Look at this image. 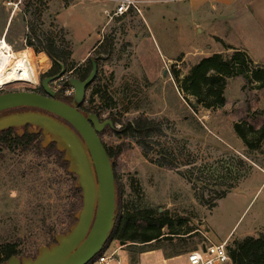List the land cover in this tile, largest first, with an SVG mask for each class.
<instances>
[{
	"label": "rangeland",
	"instance_id": "rangeland-1",
	"mask_svg": "<svg viewBox=\"0 0 264 264\" xmlns=\"http://www.w3.org/2000/svg\"><path fill=\"white\" fill-rule=\"evenodd\" d=\"M135 2L138 10L112 18L114 0H0V38L16 53L12 69L24 76L0 92L40 89L54 65L45 48L67 70L53 89L93 59L98 71L83 108L115 120L101 139L111 152L121 149L113 159L117 205L120 196L123 211L150 209L172 221L162 230L169 236L146 248L112 239L107 249L120 264H138L144 249L167 255L209 243L207 237L234 235L228 244L235 248L236 240L264 232V0ZM236 50L252 63L245 75L227 79L223 106L208 108L184 91L202 59ZM102 93L110 99L103 102ZM136 119L152 123L147 138L117 132ZM57 163L34 146L0 144V257L8 244L20 258L34 257L50 242L51 227L67 228L70 181Z\"/></svg>",
	"mask_w": 264,
	"mask_h": 264
},
{
	"label": "water",
	"instance_id": "water-1",
	"mask_svg": "<svg viewBox=\"0 0 264 264\" xmlns=\"http://www.w3.org/2000/svg\"><path fill=\"white\" fill-rule=\"evenodd\" d=\"M97 71L93 61L92 71L84 81L74 77L63 84V88L75 90L72 104L58 99L50 86L64 76V68L43 79L45 95L33 91L0 94V132L29 125L30 133L43 135L44 147L54 143L64 153L68 171L77 176L75 185L81 189L82 197L75 222L66 232L58 233L54 243L40 246L34 257L11 256L5 264H88L111 237L118 215L116 178L114 161L100 133L107 126L114 129L115 123L110 119L100 121L98 114H85L79 109ZM18 108L25 110L2 114Z\"/></svg>",
	"mask_w": 264,
	"mask_h": 264
},
{
	"label": "trees",
	"instance_id": "trees-1",
	"mask_svg": "<svg viewBox=\"0 0 264 264\" xmlns=\"http://www.w3.org/2000/svg\"><path fill=\"white\" fill-rule=\"evenodd\" d=\"M45 52L52 58L59 60V57L54 55L53 51L45 48ZM248 63H252V60L248 55L240 50H236L234 54L227 58L223 53H216L212 56L202 59L197 63L191 71L190 76L186 79L185 85L183 86L184 91L194 95L197 98L198 103H204L206 107L223 106L225 104L224 91L227 86V79L245 75L248 70ZM91 69V65L88 64V68L81 69L78 72L82 77H86ZM100 92L99 90H94V93ZM101 99L103 102L110 99L107 93L101 94ZM209 99V102L206 100ZM192 108L195 110V104H192ZM87 111H95L92 108H87ZM98 115L99 112L95 111ZM113 121H115L113 119ZM236 131L240 136L246 138L244 132L241 129L240 124L235 125ZM152 130L151 122H144L142 120L136 119L128 121L123 124L121 129L117 132L120 134H135L140 133L141 136L147 138ZM260 136L263 138L264 129L260 130ZM43 135L41 133H29L26 132L24 135L20 136L14 134L13 129H7L0 132V144H9L10 147L15 146L24 147L29 149L32 146L36 148L39 152L48 153L56 156L58 166L63 170L64 175L68 177L70 181L69 192L65 191L67 194L65 202V207L67 208L68 226L64 230H58L55 227L49 229L51 234V240L45 245H49L55 242V236L58 233L66 232L69 227L75 222V214L81 209V189L77 188L75 181L77 176L68 171L69 163L64 161V153L59 151L54 143L50 144L48 147H44L41 144V139ZM36 142V143H34ZM35 145H32V144ZM252 147V145L250 144ZM120 147L116 151L111 152L108 150L109 155L112 159H116V156L120 153ZM171 168L172 166L169 165ZM61 184H64L61 181ZM226 194H222L217 197L218 200L225 197ZM69 200L67 201V199ZM120 198V197H119ZM216 199V200H217ZM121 202L118 206V215L114 229L111 233V237L102 249V251L88 264H93L107 249L109 243L112 239H118L120 241H129L131 245L144 246L146 248L150 246L155 241L161 240V235L163 234L162 228L169 225L172 227V221L164 214L159 212H154L150 209H138L136 212L122 210ZM215 204L210 205L212 208ZM192 231V230H191ZM191 231L189 233H191ZM160 238V239H159ZM155 240L154 242H152ZM152 242V243H151ZM44 244H41L42 246ZM161 248V247H154ZM151 248V249H154ZM197 249L196 246L188 247L185 246L181 250H175L167 255L173 257L178 256L183 253ZM150 249H144L141 252ZM228 254L231 258V264H264V232L260 233L258 237L248 236L243 240L235 241V248H231L228 244L227 246ZM5 256L0 257V264H3L11 256H20V251L12 244L6 245Z\"/></svg>",
	"mask_w": 264,
	"mask_h": 264
},
{
	"label": "built area",
	"instance_id": "built-area-1",
	"mask_svg": "<svg viewBox=\"0 0 264 264\" xmlns=\"http://www.w3.org/2000/svg\"><path fill=\"white\" fill-rule=\"evenodd\" d=\"M119 3L117 9L112 14V18L115 16H122L126 14L131 8L138 10L135 0H114ZM5 36L3 40H5ZM204 243L198 249L189 251L187 253V264H231V258L228 254L227 246L228 241L222 243ZM203 246L206 250L203 251ZM116 251H109L106 249L103 254L93 264H108L109 262L118 259Z\"/></svg>",
	"mask_w": 264,
	"mask_h": 264
},
{
	"label": "flooded vegetation",
	"instance_id": "flooded-vegetation-1",
	"mask_svg": "<svg viewBox=\"0 0 264 264\" xmlns=\"http://www.w3.org/2000/svg\"><path fill=\"white\" fill-rule=\"evenodd\" d=\"M93 59H90V62H89V65H91V69H90V71H89V73H88V75L86 76V77H82V75L78 72L79 70H83V69H85V68H88V65L87 66H85V67H82L81 69L79 68L78 69V67H75V69H78L77 70V72L75 73V75H74V77L75 78H78V79H80V80H82V81H84L88 76H89V74L91 73V71H92V68H93ZM65 69V74L67 73V70H66V66L62 63V62H60L59 60H57V59H55L54 60V65H53V67H52V69H51V71L50 72H48L46 75H44V77H43V79L44 78H46V77H52V76H55L56 74H58V73H60L61 71H62V69ZM64 74V75H65ZM74 77H67L66 79H62V82H61V85H59L58 86V88H54L55 89V91L57 92V98L58 99H60V100H62V101H64V102H67V103H70V104H72L73 102H74V100H75V90L72 88V87H67V88H63V84L67 81V80H69V79H71V78H74ZM43 79H42V82H41V88L40 89H35V90H33V92H36V93H40V94H43V95H45V91H44V88H43ZM56 81V80H55ZM54 82V81H53ZM53 82H51L50 83V86L52 87V83ZM90 87V86H89ZM88 87V88H89ZM69 88H71V89H73V91H69L68 89ZM53 89V90H54ZM88 90V89H87ZM9 92H12V91H9ZM1 93H7V92H0V94ZM85 101V100H84ZM84 101H83V103H81L80 105H79V109L83 112V113H85V114H87V113H93V112H91V111H87V110H85L84 108H83V104H84ZM22 110H25V109H22V108H18V109H13V110H9V111H6V112H3L2 114H7V113H10V112H15V111H22ZM104 120H106V119H104ZM103 119H100V121H104ZM25 127V131L22 133V134H19L18 132H17V129L16 128H10V129H13V131H15L16 133H18L17 135H20V136H22V135H24L26 132H29L28 131V128L30 127L29 125H26V126H24ZM107 128V127H106ZM105 128V129H106ZM104 129V130H105ZM103 130V131H104ZM103 131L100 133V137H101V134L103 133ZM30 133V132H29ZM103 141V140H102ZM117 188V187H116ZM120 197V196H119ZM121 198V197H120ZM120 198H119V202H120ZM159 213H161V212H159ZM166 227H169V225H166V226H164L163 228H162V230H164ZM197 231V229L196 230H192L191 231V233H190V235H192L194 232H196ZM166 236H169V235H166L164 232H163V234L161 235V239H163L164 237H166ZM159 238V239H160ZM155 240H153L152 242H154Z\"/></svg>",
	"mask_w": 264,
	"mask_h": 264
},
{
	"label": "bare ground",
	"instance_id": "bare-ground-1",
	"mask_svg": "<svg viewBox=\"0 0 264 264\" xmlns=\"http://www.w3.org/2000/svg\"><path fill=\"white\" fill-rule=\"evenodd\" d=\"M16 59V53L12 50V46L2 38H0V90L5 85L23 80L22 70H13L12 60ZM41 60H44L42 57Z\"/></svg>",
	"mask_w": 264,
	"mask_h": 264
},
{
	"label": "crops",
	"instance_id": "crops-1",
	"mask_svg": "<svg viewBox=\"0 0 264 264\" xmlns=\"http://www.w3.org/2000/svg\"><path fill=\"white\" fill-rule=\"evenodd\" d=\"M245 236L246 235L239 237V238L243 239V237H245ZM232 237H234V235L231 236L230 234H228L226 236V238H223L221 240H217L216 238H214V240H211L208 237H207V239H208V241H211L213 243H222L224 241H229ZM203 244L204 243L199 245L197 247V249L200 246H202ZM187 253H183V254H180L178 256L171 257L169 255H165V253H163L161 248H154V249H150V250L141 252L138 255L137 262H138V264H187ZM184 257H185V259H184ZM123 258H124V260H126L125 257H123ZM125 264H129V263H125Z\"/></svg>",
	"mask_w": 264,
	"mask_h": 264
}]
</instances>
